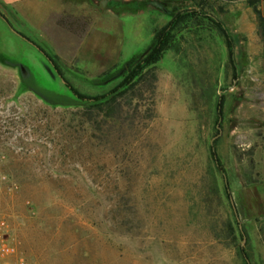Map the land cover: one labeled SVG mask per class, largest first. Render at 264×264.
Here are the masks:
<instances>
[{"label":"rangeland","instance_id":"rangeland-1","mask_svg":"<svg viewBox=\"0 0 264 264\" xmlns=\"http://www.w3.org/2000/svg\"><path fill=\"white\" fill-rule=\"evenodd\" d=\"M93 2L62 0L54 7L64 8L59 20L72 32V18L77 16L75 22L89 14L84 8ZM228 7L226 1L207 0L205 10L222 20ZM0 13L55 60L72 89L36 47L0 18V171L8 180L0 184V208L29 260L264 264V217H244L235 200L237 188L259 180L264 168V43L257 25L253 32L234 33L222 20L233 40L237 76L232 77L224 51L216 89L225 97L220 127L204 103L198 122L181 78L175 80L159 66L154 85L148 76L101 110L87 108L73 90L86 95L106 91L117 79L104 82L149 46L152 29L165 24V14L151 10L142 19L146 27L127 33L119 64L94 75L95 67L86 72L82 62L74 65L72 34L58 29L47 34L13 18L1 4ZM215 49L203 51L201 61L212 59ZM4 60L29 70L27 84ZM29 86L58 102H45ZM212 150L223 167L216 171V186ZM9 185L15 190L7 193Z\"/></svg>","mask_w":264,"mask_h":264},{"label":"trees","instance_id":"trees-1","mask_svg":"<svg viewBox=\"0 0 264 264\" xmlns=\"http://www.w3.org/2000/svg\"><path fill=\"white\" fill-rule=\"evenodd\" d=\"M175 1V0H174ZM188 6L173 5L170 10V19L161 26H154L150 45L142 55L136 57L126 67L123 74L106 91L95 95H86L73 90L88 104L87 108L101 110L118 97L125 95L129 90L141 83L148 76L153 85L157 80L156 69L167 52H171L175 61L177 75L181 78L180 84L189 98L190 109L194 112L196 120L200 103H204L213 109L214 123L219 122L225 102L224 94L217 95L216 89L219 82V74L224 51L227 62L232 71V77L236 78L237 68L234 59L233 40L224 23L211 12L206 11L207 0H190ZM261 0H249L256 16L258 32L264 43V15L258 6ZM165 6V5H163ZM223 45V47H222ZM215 47L213 58L200 59L203 51ZM206 49V50H205ZM192 53L195 61H190L188 56ZM212 158L216 162L211 168V174L216 186V171H222L223 167L215 150L211 151ZM225 195L230 199L228 186H225ZM231 235L234 236V227L228 222Z\"/></svg>","mask_w":264,"mask_h":264},{"label":"crops","instance_id":"crops-1","mask_svg":"<svg viewBox=\"0 0 264 264\" xmlns=\"http://www.w3.org/2000/svg\"><path fill=\"white\" fill-rule=\"evenodd\" d=\"M152 1L94 0L93 6L84 8L89 14H86L85 17L80 15L78 17L80 20L75 22L77 16L72 18V32L64 25L65 22L59 20L64 8L54 7L62 0H0V4L15 18L27 20L40 28H44L47 34H50V29L51 32L52 29L53 31L58 29L57 31L64 36L72 34L74 65L77 62H82L86 72V67L92 66L95 67L94 75H100L109 66L119 64L123 56L124 46L128 41L126 39L127 33L129 35L130 33L135 34V32H140L142 25L146 27L147 23L142 19L147 18L151 10L165 14L167 17L165 23L170 19V10L175 1L160 0L165 3L166 12L153 6ZM222 1L229 3L222 20L228 28L232 29V32L250 33L256 30V16L248 3L249 0ZM167 4H171V8ZM258 8L264 15V0L260 1ZM50 11L51 15L49 14ZM126 29L129 30L126 31ZM68 49L70 47H65L62 50L67 51ZM135 56L133 55L126 62H130ZM162 60L159 67L176 80L177 73L173 54L171 52L167 54L169 65H164ZM235 193L236 206L240 214L244 217H264V168L259 180L240 186Z\"/></svg>","mask_w":264,"mask_h":264},{"label":"built area","instance_id":"built-area-1","mask_svg":"<svg viewBox=\"0 0 264 264\" xmlns=\"http://www.w3.org/2000/svg\"><path fill=\"white\" fill-rule=\"evenodd\" d=\"M6 175L0 171V184L7 182ZM15 190L11 185L5 188L7 193ZM0 264H37L29 260L22 251L11 234L8 215L0 208Z\"/></svg>","mask_w":264,"mask_h":264},{"label":"water","instance_id":"water-1","mask_svg":"<svg viewBox=\"0 0 264 264\" xmlns=\"http://www.w3.org/2000/svg\"><path fill=\"white\" fill-rule=\"evenodd\" d=\"M151 4H152L153 6H155L156 8L162 10L163 12H166V8H165V6H163L160 2H158V0H153V1L151 2ZM12 30H13L14 32H16L14 29H12ZM143 53H144V52H142L140 55H142ZM3 62H4V64H6V65H9V66H11V67H16V68H18V71H19V74H20V80H21V82L27 84V80L30 79L31 76H30V72H29V70H28L25 66H23V65L20 64V63H15V62L7 61V60H4ZM129 64H130L129 62L125 63V64L122 66V68H121L118 72H116L115 74H113V75H112L110 78H108L104 83H106V82H111V81L117 79L121 74H123V72L125 71L126 67H127ZM28 90H31L32 92H34L36 95H38L42 100H44V101L47 102V103L55 104V103L58 102L57 100H55V99H51V98L47 97L46 95H44V94H43L39 89H37L36 87H33V86L30 87V86H29V87H28ZM217 127H218V125H217ZM230 200H231V203H232V199H231V197H230ZM232 206H233V208H234L233 203H232Z\"/></svg>","mask_w":264,"mask_h":264},{"label":"flooded vegetation","instance_id":"flooded-vegetation-1","mask_svg":"<svg viewBox=\"0 0 264 264\" xmlns=\"http://www.w3.org/2000/svg\"><path fill=\"white\" fill-rule=\"evenodd\" d=\"M158 2H160L162 5H165L164 2L158 0ZM9 13V12H8ZM10 14V13H9ZM13 18H15L12 14H10ZM0 18L5 21L9 26L10 28L14 29L16 32V34H18L19 36H21L22 38H24L27 42H29L30 44H32L34 47H36L40 52L41 54H43V56L48 60V62L50 63V65L53 67L56 75L59 77V78H62L63 79V76H62V73L60 70V67L59 65L55 62V60L49 56V54L43 49L41 48L36 42H34L32 39H30L26 34H24L22 31H19V30H16L15 28H13L10 23L8 22L7 18L5 16L2 15V13H0ZM22 27H24L22 25ZM64 80V79H63ZM66 86L68 89H70V91H72L71 89V86L64 80Z\"/></svg>","mask_w":264,"mask_h":264}]
</instances>
